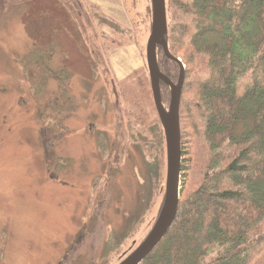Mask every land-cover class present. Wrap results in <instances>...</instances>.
I'll return each mask as SVG.
<instances>
[{"label": "rangeland", "instance_id": "rangeland-1", "mask_svg": "<svg viewBox=\"0 0 264 264\" xmlns=\"http://www.w3.org/2000/svg\"><path fill=\"white\" fill-rule=\"evenodd\" d=\"M152 12L151 0H0V264H118L151 230L166 174Z\"/></svg>", "mask_w": 264, "mask_h": 264}, {"label": "trees", "instance_id": "trees-1", "mask_svg": "<svg viewBox=\"0 0 264 264\" xmlns=\"http://www.w3.org/2000/svg\"><path fill=\"white\" fill-rule=\"evenodd\" d=\"M216 1L166 4L167 48L192 67L179 107L190 145L174 221L140 264H264V0Z\"/></svg>", "mask_w": 264, "mask_h": 264}, {"label": "water", "instance_id": "water-1", "mask_svg": "<svg viewBox=\"0 0 264 264\" xmlns=\"http://www.w3.org/2000/svg\"><path fill=\"white\" fill-rule=\"evenodd\" d=\"M152 20L150 34L145 48L152 100L156 114L163 129L166 154L165 194L161 211L154 225L139 246L118 264H140L162 240L176 216L180 199L181 170V130L179 107L184 82V64L173 56L167 46L166 0H151ZM161 49L166 58L177 63L179 74L176 82L163 74L158 65L157 49ZM160 83L169 87L168 107L162 103Z\"/></svg>", "mask_w": 264, "mask_h": 264}]
</instances>
